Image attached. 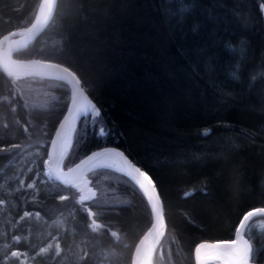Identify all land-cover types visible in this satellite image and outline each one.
I'll return each mask as SVG.
<instances>
[{"label": "trees", "instance_id": "16d2710c", "mask_svg": "<svg viewBox=\"0 0 264 264\" xmlns=\"http://www.w3.org/2000/svg\"><path fill=\"white\" fill-rule=\"evenodd\" d=\"M40 4L0 0V38L29 26ZM16 57L68 67L100 110L78 123L63 168L111 145L153 179L166 227L151 264H194L199 243L233 240L242 218L264 208V0H57ZM69 98L62 81L0 71V264L52 238L59 254L36 264H131L151 223L122 174L89 172L91 196L47 177ZM248 227L264 259V228Z\"/></svg>", "mask_w": 264, "mask_h": 264}, {"label": "water", "instance_id": "95a60500", "mask_svg": "<svg viewBox=\"0 0 264 264\" xmlns=\"http://www.w3.org/2000/svg\"><path fill=\"white\" fill-rule=\"evenodd\" d=\"M56 4L57 0H51L50 4L46 3L45 0H42L36 17L29 26L13 30L0 38V71L15 79L27 78L30 76H42L62 81L68 86L70 92L69 102L63 117L53 133L47 150L45 166L49 174V178L61 184L71 185L73 188L82 191L86 196L92 195L87 191L88 182L86 175L93 170L109 169L128 178L142 193L151 211V223L134 246L132 253L131 264H143L147 252L155 245L152 255L154 254L166 227L163 205L156 187L155 189L148 187L147 191L142 189L139 184L132 179V176H137L138 174L132 172V170L128 168L127 164H125L124 159L120 156L114 155V153H122L123 157L126 158L128 162L136 167L139 166L136 165L121 149L115 146L102 147L99 150L92 151L74 165L68 168H63L62 164L64 157L70 148V144L67 147L68 137L73 138L74 132L80 120L90 116L94 112L92 110V105H95V103L86 93L76 74L68 67L52 61L39 59H18L14 57L16 53L26 49L42 34L54 15ZM49 8H51L50 15ZM46 16L47 20H45ZM65 69H67V71ZM77 81H79V83ZM106 150H111V152L104 156H93L96 152H105ZM89 156H93V159L88 160ZM101 157L110 159L111 162L116 165L115 168L117 169L115 170L111 167L101 166L89 170L90 165ZM84 161H87V163H82ZM77 165H79V167H77ZM69 169L75 170L69 171ZM129 173H131V175ZM157 198H159V203H157ZM255 210L250 211L254 212V215L244 222L245 226L241 229L240 234H237L236 232L233 240L237 241V246H243L245 240L251 245L249 240L244 236L246 226L255 218H264V213L255 212ZM223 242L226 241L199 243L193 252L194 264H197L198 255L202 264L212 263L213 260L221 261V263L224 264L223 259L213 258L220 255L223 248ZM201 244H205L206 246L200 250L199 254H197L196 249ZM215 254L218 255L214 256ZM149 264H151V260ZM249 264L259 263L251 262L250 258ZM262 264H264V262Z\"/></svg>", "mask_w": 264, "mask_h": 264}, {"label": "snow or ice", "instance_id": "6c2138e0", "mask_svg": "<svg viewBox=\"0 0 264 264\" xmlns=\"http://www.w3.org/2000/svg\"><path fill=\"white\" fill-rule=\"evenodd\" d=\"M46 3H51V0H45ZM51 14V8H49V15ZM45 20H47V16L45 17ZM67 71V69H65ZM71 74V73H70ZM255 79V77L253 78ZM79 83V81H77ZM92 110L95 111V114L97 117L100 116V110L96 108L95 105H92ZM100 135H107L108 130L105 127L100 128ZM11 147L15 148L18 147V145H12ZM4 149L0 148V152H3ZM111 150H106L105 152H96L93 154V156L99 157V156H104L106 154H109ZM116 156H120L122 159H124L125 164H127L128 168L132 170V172L138 174L137 176H132V179L136 181L137 184L142 189H145L147 191L148 187H152L155 189V184L153 179L150 177V175L142 170L140 167H136L130 162L127 161L126 158L123 157L122 153H114ZM93 156H89L88 160H92ZM82 163H87V161H84ZM79 167V165H77ZM75 169H69V171H74ZM131 175V173H129ZM142 178V179H140ZM28 187H32L31 184L28 185ZM191 193H186L185 195H190ZM67 197L62 196L61 199H66ZM157 203H159V198H157ZM255 212H261L264 213V208L261 209H256ZM25 216H28L29 213L25 212ZM254 215V212H248L243 219L240 221V225L236 228L237 234H240L241 229L244 228L245 226V221H247L250 217ZM206 245L201 244L197 247L196 252L197 254L200 253V250L204 248ZM13 255H16V253H13ZM253 255V248L248 242L245 240L243 243V246H237V241L236 240H231V241H226L223 242V248L221 250V253L217 257L213 258H221L224 260V264H249V260ZM197 264H202L201 260L199 259V255L197 258Z\"/></svg>", "mask_w": 264, "mask_h": 264}, {"label": "rangeland", "instance_id": "374dc122", "mask_svg": "<svg viewBox=\"0 0 264 264\" xmlns=\"http://www.w3.org/2000/svg\"><path fill=\"white\" fill-rule=\"evenodd\" d=\"M74 134H75V132H74ZM46 175H47V173H46ZM47 177H48V175H47ZM32 221H38V216H35ZM43 225H44V223L42 222V225L40 224V228ZM55 226L58 227L59 224L55 225ZM45 227H46V228H44L46 230V231H44V232H46L45 235H48L47 234V233H49L48 229H50V227H52V226L48 225ZM256 227H257V230L261 229V228L263 229L264 228V221H261V220L254 221L250 225V227H248V228L250 230L251 228H256ZM2 246H3V244L1 245V247ZM4 247L7 248V245L4 244ZM59 252H60V250L58 248L56 240L54 238H52L45 246L41 247L34 255H29V254L11 249L10 252L4 258V264H36L35 259L38 255L43 256V255H49L50 253H53V258H54L59 254ZM13 253H16V255H13ZM209 264H222V263H221V261L213 260V262L209 263Z\"/></svg>", "mask_w": 264, "mask_h": 264}, {"label": "bare ground", "instance_id": "6f19581e", "mask_svg": "<svg viewBox=\"0 0 264 264\" xmlns=\"http://www.w3.org/2000/svg\"><path fill=\"white\" fill-rule=\"evenodd\" d=\"M42 1V0H41ZM21 52V51H20ZM19 53V52H18ZM17 54V53H16ZM16 54L14 55V57L15 58H18V57H16ZM18 59H23V58H18ZM31 59H36V58H31ZM39 60H41V59H39ZM8 76V75H7ZM9 77H11V76H9ZM13 78V77H12ZM60 122V121H59ZM54 133V132H53ZM52 136H53V134H52ZM52 138V137H51ZM72 140H73V138L72 137H68V140H67V147L69 146V144H70V146L69 147H71V145H72ZM71 141V142H70ZM50 143V142H49ZM49 146V145H48ZM107 146H111V145H103L102 147H107ZM102 147H98V148H96V149H94L93 151H96V150H99V149H101ZM70 149V148H69ZM47 150H48V148H47ZM68 152V151H67ZM91 153V152H90ZM89 154V153H88ZM87 154V155H88ZM85 157V156H84ZM46 159H47V156H46ZM81 160V159H80ZM79 160V161H80ZM77 163V162H76ZM136 164V163H135ZM74 165V164H73ZM137 165V164H136ZM101 166H103V167H111V168H113V169H117V168H115L116 167V165L113 163V162H111V160L110 159H108V158H106V157H101V158H99V159H97V160H95L91 165H90V167H89V170L90 169H94V168H97V167H101ZM94 171V170H93ZM112 171V170H111ZM46 173H47V175H48V177H49V174H48V172H47V170H46ZM248 226H246V228H247ZM154 248H155V245L154 246H152L150 249H149V251L147 252V254H146V256H145V259H144V263L143 264H149V262H150V260L152 261V258H153V255H152V252L154 251ZM218 254H215L214 256H217ZM131 261H132V256H131Z\"/></svg>", "mask_w": 264, "mask_h": 264}, {"label": "flooded vegetation", "instance_id": "af4514ba", "mask_svg": "<svg viewBox=\"0 0 264 264\" xmlns=\"http://www.w3.org/2000/svg\"><path fill=\"white\" fill-rule=\"evenodd\" d=\"M245 231H246V229H245ZM245 231H244V233H245ZM262 252H264V250ZM261 255H262V253H258V255H257V252L255 250H253L251 262L262 264L264 262V259L263 258L261 259Z\"/></svg>", "mask_w": 264, "mask_h": 264}]
</instances>
